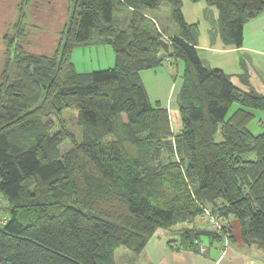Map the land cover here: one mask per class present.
Listing matches in <instances>:
<instances>
[{
	"label": "trees",
	"instance_id": "obj_1",
	"mask_svg": "<svg viewBox=\"0 0 264 264\" xmlns=\"http://www.w3.org/2000/svg\"><path fill=\"white\" fill-rule=\"evenodd\" d=\"M27 1L4 36L0 214L9 221L0 228V264H116L119 248L139 254L157 230L184 222L192 225L169 245L200 251L205 239H234L231 218L245 246L264 249V130L250 128L264 94L204 65L183 0H68L69 19L51 53L21 41ZM190 1L218 10L222 40L235 47L245 24L264 12V0ZM165 3L175 35L150 14ZM165 34L169 58L184 63L178 131L140 74L164 64ZM86 43L111 44L115 65L79 73L73 50ZM66 142L72 147L63 150ZM207 212L226 224L212 228Z\"/></svg>",
	"mask_w": 264,
	"mask_h": 264
},
{
	"label": "crops",
	"instance_id": "obj_2",
	"mask_svg": "<svg viewBox=\"0 0 264 264\" xmlns=\"http://www.w3.org/2000/svg\"><path fill=\"white\" fill-rule=\"evenodd\" d=\"M70 7L71 5L68 3L67 12L69 14L71 12ZM156 12L149 13L154 16L153 18L159 28H162ZM27 15L29 23L28 12ZM183 15L188 23L197 24L196 44L206 67L221 68L237 86L244 89L254 88L259 93L264 94V12L245 24L243 44L240 47L224 43L219 31V12L205 1L194 3L190 0H183ZM176 33L177 30H174L168 34L175 35ZM168 34L165 35L169 36ZM144 84L151 101H161L156 92L154 91L155 95H152L146 83ZM159 85L161 84L159 83ZM162 86L166 92V97L161 103L171 115L173 99L175 97L178 102L181 86L178 91V87L176 88L174 83L168 84L166 81L165 85L162 84ZM177 106L179 108L178 103ZM260 121L261 124L264 123L263 119ZM228 224L234 239L225 238L220 242L208 240V244L204 241L202 242L205 247L203 252L178 250L169 245L170 240L176 239H168V237L156 232L139 254H135L126 248L118 249L115 253L116 264H264L263 248L257 244L244 245L241 238L240 222L231 218Z\"/></svg>",
	"mask_w": 264,
	"mask_h": 264
},
{
	"label": "rangeland",
	"instance_id": "obj_3",
	"mask_svg": "<svg viewBox=\"0 0 264 264\" xmlns=\"http://www.w3.org/2000/svg\"><path fill=\"white\" fill-rule=\"evenodd\" d=\"M19 1L21 2L22 0H0V75L3 70V62L5 58L4 52L6 45L4 43V36L7 31H11V25L16 21L18 16L17 5L19 4ZM68 3V0L27 1L25 9L29 14V25L27 28V34H25L21 40L26 45L27 50L39 53H51L54 49H57L61 38V32L70 15L69 12H67ZM156 14L161 21L163 29H167L168 33L177 30V26L173 21L171 6L169 4H163ZM72 59L77 71L86 74L96 70L113 67L116 63V54L111 44L98 45L86 43L79 44L74 48ZM183 66L184 63L182 60L179 59L175 61L174 59L167 58L162 66L143 70L140 74L151 94L155 95V91L157 96L161 98V101L164 102L166 92L162 84L165 85L166 81L168 84L174 83L176 88L178 87V91L183 80ZM159 83L161 85H159ZM177 103L178 102L174 97L171 118L175 131H178L181 127V115ZM237 106L238 104H235L233 110ZM255 113L256 117L251 122L250 128L257 133L264 130V123H260L261 119L264 120V110H256ZM64 114L69 128L80 140L82 138V129L77 124L71 110L66 109ZM71 147V142H66L62 146V149L68 150ZM202 216L199 218L200 221L202 220ZM190 225H192V223H180L172 229H159L157 234L160 233L161 235L168 237V239L178 240L180 238V229ZM203 242H207V244L209 243L207 239L203 240ZM121 248H119V250ZM261 256L263 257L262 254Z\"/></svg>",
	"mask_w": 264,
	"mask_h": 264
},
{
	"label": "built area",
	"instance_id": "obj_4",
	"mask_svg": "<svg viewBox=\"0 0 264 264\" xmlns=\"http://www.w3.org/2000/svg\"><path fill=\"white\" fill-rule=\"evenodd\" d=\"M164 39L167 40L168 42H171L169 36L164 35ZM204 220L208 222L212 228H215V229H220L226 224L225 220L219 217H216L215 215L209 214V212H207V215L204 218ZM8 221H9L8 216H6L5 214H0V228L6 225ZM199 248H200V252H203L205 250V247L203 246L202 243L199 244Z\"/></svg>",
	"mask_w": 264,
	"mask_h": 264
},
{
	"label": "water",
	"instance_id": "obj_5",
	"mask_svg": "<svg viewBox=\"0 0 264 264\" xmlns=\"http://www.w3.org/2000/svg\"><path fill=\"white\" fill-rule=\"evenodd\" d=\"M161 45H162V52L160 53V58L162 60H165L169 57H172L173 53L170 51L171 44L164 38L160 40Z\"/></svg>",
	"mask_w": 264,
	"mask_h": 264
}]
</instances>
